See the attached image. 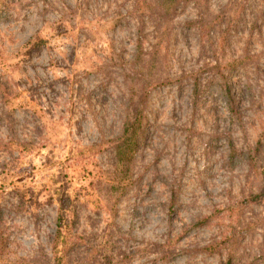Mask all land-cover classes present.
<instances>
[{"label": "rangeland", "instance_id": "374dc122", "mask_svg": "<svg viewBox=\"0 0 264 264\" xmlns=\"http://www.w3.org/2000/svg\"><path fill=\"white\" fill-rule=\"evenodd\" d=\"M261 138L264 0H0V264H264Z\"/></svg>", "mask_w": 264, "mask_h": 264}, {"label": "trees", "instance_id": "16d2710c", "mask_svg": "<svg viewBox=\"0 0 264 264\" xmlns=\"http://www.w3.org/2000/svg\"><path fill=\"white\" fill-rule=\"evenodd\" d=\"M144 0H137V3H142ZM179 0H174V3ZM144 5V4H143ZM243 65L244 63L239 62L237 65ZM195 92L197 90V85H195ZM229 93V91H226ZM144 115L142 112L138 111L132 118L125 117L123 121V130L121 136V142L115 149V154L117 156V160L119 162H123L124 165L129 166V163L133 160L134 152L145 143L146 139V122L144 120ZM234 154V153H233ZM246 160L248 161V165L250 171H253L255 174L264 177V170L260 169L262 173L258 170V163L262 160L264 161V138L257 142L256 146L252 150H248L246 153ZM264 163H262L263 165ZM264 196V181L260 182V185L256 189L255 194H249L248 198L260 199V196ZM208 219L205 218L203 222H206ZM229 248L232 249L236 246L237 241L232 238V241H228ZM74 246L72 244L71 247ZM205 250H211L210 252H215L210 249L208 246ZM47 260L44 258L43 261L40 259H36L32 264H46ZM222 264H246V261L240 256H236L233 252H229L224 259Z\"/></svg>", "mask_w": 264, "mask_h": 264}]
</instances>
